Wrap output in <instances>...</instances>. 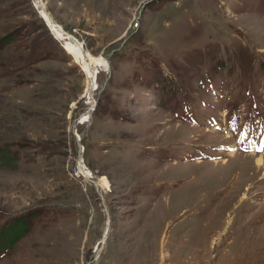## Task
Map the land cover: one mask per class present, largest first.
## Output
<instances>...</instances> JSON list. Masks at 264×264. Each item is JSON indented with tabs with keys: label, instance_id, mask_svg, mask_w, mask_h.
Instances as JSON below:
<instances>
[{
	"label": "rangeland",
	"instance_id": "rangeland-1",
	"mask_svg": "<svg viewBox=\"0 0 264 264\" xmlns=\"http://www.w3.org/2000/svg\"><path fill=\"white\" fill-rule=\"evenodd\" d=\"M38 1L107 66L0 0V264H264V0Z\"/></svg>",
	"mask_w": 264,
	"mask_h": 264
},
{
	"label": "bare ground",
	"instance_id": "bare-ground-1",
	"mask_svg": "<svg viewBox=\"0 0 264 264\" xmlns=\"http://www.w3.org/2000/svg\"><path fill=\"white\" fill-rule=\"evenodd\" d=\"M34 1L36 7L39 10V15L46 24V26L48 27L49 31L53 34L56 40L61 42L65 51L74 58V60L77 62V64L80 66L82 71L89 79L90 82L89 93H90L91 91L94 90L93 86L96 83L95 81L97 74L99 73V71L106 68L107 66L106 62L102 58L93 57L90 54H88L86 51H84L82 44L79 43L74 37L66 33L60 25L54 22L38 0H34ZM86 118H87L86 115L82 116L81 123L85 122ZM246 158H251V161H253V163L259 168L258 171H261L262 174L264 175V158L262 156L246 155ZM77 164H78L77 167L78 174L80 175V177H82L83 179L89 182V180L92 179V174L90 173V171L82 161L79 160ZM98 184L101 186L104 185L105 182L103 179H100ZM105 228H104L105 230H103L99 245L104 243L107 227ZM99 245L95 247V252L99 251L98 249Z\"/></svg>",
	"mask_w": 264,
	"mask_h": 264
},
{
	"label": "trees",
	"instance_id": "trees-1",
	"mask_svg": "<svg viewBox=\"0 0 264 264\" xmlns=\"http://www.w3.org/2000/svg\"><path fill=\"white\" fill-rule=\"evenodd\" d=\"M10 36L0 38V45H7ZM25 217H19L9 221L4 227L0 229V245L4 248L12 246L28 228L23 222Z\"/></svg>",
	"mask_w": 264,
	"mask_h": 264
},
{
	"label": "water",
	"instance_id": "water-1",
	"mask_svg": "<svg viewBox=\"0 0 264 264\" xmlns=\"http://www.w3.org/2000/svg\"><path fill=\"white\" fill-rule=\"evenodd\" d=\"M81 161V160H80Z\"/></svg>",
	"mask_w": 264,
	"mask_h": 264
}]
</instances>
